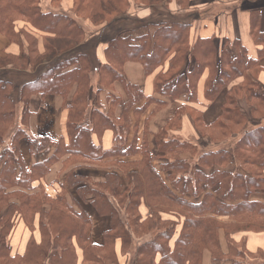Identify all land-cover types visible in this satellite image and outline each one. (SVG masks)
<instances>
[{"label":"trees","instance_id":"16d2710c","mask_svg":"<svg viewBox=\"0 0 264 264\" xmlns=\"http://www.w3.org/2000/svg\"><path fill=\"white\" fill-rule=\"evenodd\" d=\"M61 1L50 0L46 10V0H0V31L11 41H22L21 34L15 31V22L20 19L45 35L43 53L36 50L37 39L28 35L27 51L10 58L14 66H36L35 79L18 87L2 76L6 70H0V264H118L117 240H121L122 250L128 252L134 235L139 239L135 264H203L205 250L211 253L213 264H264L263 248L251 252L246 248L245 237L236 241L231 236L238 231H264V202L252 199L254 193L264 188V126L246 130L247 118L237 103V98L244 96L253 111L264 117V94L252 81L228 90L221 116L205 126L213 142L225 145L198 155L201 168L192 171L190 161L182 154L195 152L196 155L197 151L191 143L169 134L177 127L171 122L155 135L157 156L169 173L168 181L151 164L152 156L143 151L142 159L136 163L110 160L116 168L108 171L103 181H93L72 169L65 178L67 186L56 197L45 191L36 192L39 188L33 183L45 177L66 153L70 154L71 163H101L103 159L131 153L122 149L131 127L129 111L143 98V93L123 78L120 66L126 61L141 62L149 73L167 61L168 71L160 73L155 82L156 91L162 95L186 93L192 97L195 85L189 77L198 73L193 48L186 45L185 32L190 24L169 22L165 17L136 25H153L161 30L168 40L164 60L160 61L157 52L162 45L156 33L141 36V44H131L146 45V53H133L134 47L129 44L133 38L123 34L126 22L111 34L102 35L108 43L105 65L97 67L88 52L82 50L85 31L80 19H106L112 27L116 17H126L131 1L160 6L163 0H75L72 15L55 13L52 8ZM156 11L162 12L158 7ZM221 67L219 64L220 70L207 88L209 99H215L227 87L226 71ZM92 71H98L101 88L111 87L116 80L124 82L130 99L123 103L120 117L104 113L97 105L89 107ZM34 92L64 97L69 111L68 145L63 139L28 134V106ZM19 102L23 103L20 118ZM87 115L91 126L84 124ZM106 128L114 131L115 141L110 150L103 151L93 142L92 134L96 129ZM22 138H27L33 155L51 147L55 151L27 169L19 149ZM229 141L235 142L233 149L226 147ZM232 163H236V168L229 170ZM80 183H83L78 188L81 194L93 195L97 212L111 218L103 244L92 242L90 217L84 211H77L66 198L68 188ZM142 203L148 207L146 214L140 209ZM174 216L184 217L179 233L176 227L180 219ZM21 219L28 223L25 222L30 236L25 247L13 253L9 240ZM36 223L40 239L34 235ZM221 230L227 238L228 251L221 248Z\"/></svg>","mask_w":264,"mask_h":264},{"label":"crops","instance_id":"0c3cea01","mask_svg":"<svg viewBox=\"0 0 264 264\" xmlns=\"http://www.w3.org/2000/svg\"><path fill=\"white\" fill-rule=\"evenodd\" d=\"M74 2L75 0H62L52 9L55 13L72 15ZM49 3L50 0H46L44 9H49ZM161 4L160 6L139 5L131 1L126 17H116L112 27L108 25L106 19L100 21H94L89 17L80 19L85 31L83 37L85 39L81 42L82 44L85 43L82 50L88 52L87 54L92 59V63L97 67L100 64L105 65L107 63L106 49L108 43L102 39V35L103 33L111 34L113 30L121 27L126 22L123 34H129L133 38L129 43L130 45L141 44V36L154 33L158 35L162 47L160 52L159 50L157 52L161 61L164 60L162 56L167 52V38L163 36L161 30H158L157 27L153 25L136 27L137 23L140 21L146 23L151 20L159 21L158 19L162 17H165L163 19L169 22L189 23V30L185 32L186 45L193 48L194 58L197 62L195 66H198L196 68L198 73L189 77L195 85L192 97H189L186 93L169 96L156 91L157 76L169 69L167 61L153 68L150 73L146 72L141 62L126 61L123 66H120L123 78L127 83L138 86L143 93V98L129 111L131 127L122 149H129L131 153L123 157H115L117 159L106 158L101 163L85 161L71 163L69 162L70 154L66 153L51 166L45 177H41L33 183L34 187L40 189L39 186H42L48 195L56 197L63 187L67 186L65 178L72 169L77 170L93 181H103L106 179L107 172L116 168L115 165L109 162L110 160L128 159L127 161L136 163L142 159L143 151H147L152 156L151 164L168 181L169 173H166L163 161L157 156L155 135L167 123L170 124L171 122L176 123L177 127L172 128L169 134L181 141L191 143L194 151H197L196 155L195 152L182 154L188 158L192 165V171H194L199 166L197 163L198 155L215 151L225 145L213 142L207 135L209 129L205 126L221 116L226 102V92L241 86L244 82L252 81L264 94V0H182L180 3L177 0H163ZM157 7L162 10L161 13L156 11ZM15 31L21 34L20 39L22 41H11L9 37L0 31V66H2L0 70H6V72L1 73L2 76L10 79L19 87L21 84L35 79L38 75V68L30 65L27 67L14 66V62H11L10 58L18 57L22 51H27V46L30 43L28 35L37 39L36 50L43 53L45 50L43 43L45 35L22 19L15 22ZM131 46L134 47L133 53L140 55L147 52L146 45L142 47ZM5 57L6 59H3ZM43 63L48 64V61H43ZM219 64H222L221 69L223 68L226 71L224 80L227 87L215 99H209L206 96L207 88L218 74ZM184 65L186 66V62ZM94 72H97V74L91 75L93 88L90 90L89 107L92 109L97 105L104 113L108 112L115 117H120L123 111V103L130 99L124 82L116 80L111 87L103 86L101 88L98 71ZM69 100L68 98L67 104ZM237 103L243 115L247 118L246 130L254 129L256 126H264V117L253 111L247 98L239 96ZM19 104L22 112L23 103L19 102ZM28 109L26 130L30 136L37 138L49 137L54 140L63 139L65 145L69 144L67 134L69 111L65 106L63 96L54 93L34 92L31 95ZM179 113L183 114L177 117ZM175 119L176 121L173 122ZM84 124L91 126L88 115ZM114 136V131L110 128L96 129L92 134V140L103 151H107L114 145ZM228 143H226V147L233 149L235 142L229 141ZM19 149L27 169H30L35 163L47 159L55 151V148L51 147L42 153L33 155L27 138L20 140ZM133 168L135 170L134 165ZM216 168L223 169L221 167ZM124 184H128V182ZM82 186L83 183L75 187H69L66 198L77 211H84L90 217L89 235L93 243L100 245L104 242L105 232L111 227V218L97 212L93 205V195L86 194L83 196L78 190ZM252 199L264 202V188L254 193ZM140 209L145 214L148 211L145 203H142ZM173 218L178 219L175 216ZM35 227L34 235L38 238L36 232L39 230ZM181 227L182 225L179 224L177 233L180 232ZM28 231L29 228L25 222L17 223L14 229L12 236L16 235L15 238L20 251L25 247L30 236ZM232 237L236 241H240L245 237L246 248L251 252H256L260 248L264 249V231H238L232 233ZM133 243L132 249L126 252L122 250L121 240H117L116 255L118 264H133V257L139 243V239L135 235ZM221 243L225 249L227 245H225L223 239ZM203 264H213L208 251L204 253Z\"/></svg>","mask_w":264,"mask_h":264},{"label":"rangeland","instance_id":"374dc122","mask_svg":"<svg viewBox=\"0 0 264 264\" xmlns=\"http://www.w3.org/2000/svg\"><path fill=\"white\" fill-rule=\"evenodd\" d=\"M131 52V51H130ZM95 74H97V72L95 73L94 71H92V76H94ZM90 84H91V89L93 88V83L90 81ZM90 89V90H91ZM259 89V88H258ZM259 91H260V89H259ZM21 108V106H20V104H18L17 105V109H20ZM18 117H19V115H17ZM128 160V159H127ZM113 162V161H112ZM236 168V163H232V164H230V166H229V170H234ZM41 191H45V189H44V187H42L41 189H37L36 190V192H41ZM46 192V191H45ZM36 218H38V215H37V217ZM177 218H179L180 220H178V223L180 224V225H182V227H183V224H184V217H177ZM220 219H222V220H225V221H227V220H230L229 218H227V217H220ZM37 220V219H36ZM38 221V220H37ZM19 222H23V220L21 219V221H19ZM24 222H26L25 221V219H24ZM27 223V222H26ZM28 224V223H27ZM182 227H181V229H182ZM36 229H38V226H37V223H36ZM176 229H178V226L176 227ZM181 231V230H180ZM224 230H221V234H220V241H222V239H223V241L225 242V245H227L226 247H225V249L223 248V247H221L224 251H228V242H227V238H226V236H225V233L223 232ZM29 233V232H28ZM36 234L38 235V238H40V233H39V231L38 232H36ZM231 236H232V234H231ZM16 235L15 236H11V238H10V240H9V243L12 245V248H13V253H15V252H17V251H19L18 249H19V247H18V244H17V241H16ZM13 238V239H12ZM134 244V243H133ZM221 246H222V243H221ZM132 247H133V245H132ZM205 251H208V250H205ZM209 252V251H208ZM205 253V252H204ZM210 253V252H209ZM210 255H211V253H210ZM204 257V256H203ZM135 258H136V253L134 254V257H133V264H135ZM211 260H212V257H211ZM213 262V261H212ZM220 263H224V262H220ZM219 264V263H218ZM225 264V263H224Z\"/></svg>","mask_w":264,"mask_h":264}]
</instances>
